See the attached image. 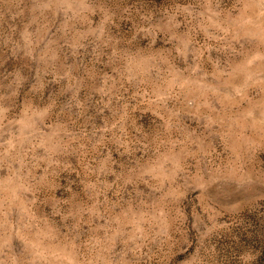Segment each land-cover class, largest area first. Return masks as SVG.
<instances>
[{"label":"clouds","instance_id":"9594fccd","mask_svg":"<svg viewBox=\"0 0 264 264\" xmlns=\"http://www.w3.org/2000/svg\"><path fill=\"white\" fill-rule=\"evenodd\" d=\"M0 264H264V0H0Z\"/></svg>","mask_w":264,"mask_h":264},{"label":"rangeland","instance_id":"374dc122","mask_svg":"<svg viewBox=\"0 0 264 264\" xmlns=\"http://www.w3.org/2000/svg\"><path fill=\"white\" fill-rule=\"evenodd\" d=\"M249 219H253V217H248Z\"/></svg>","mask_w":264,"mask_h":264}]
</instances>
